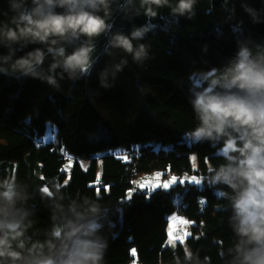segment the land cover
Listing matches in <instances>:
<instances>
[{"label": "trees", "instance_id": "obj_1", "mask_svg": "<svg viewBox=\"0 0 264 264\" xmlns=\"http://www.w3.org/2000/svg\"><path fill=\"white\" fill-rule=\"evenodd\" d=\"M9 5L0 0V26L15 27ZM124 6L125 0H113L110 30L93 42L88 75L71 79L65 72L61 79L57 69L55 89L46 81L0 73V177L16 175L28 185L33 238L44 239L53 224L41 188L55 183L73 198L87 195L101 205L109 241L105 264H177L186 246L209 256L210 264H225L233 242L229 213L219 210L225 202L207 179L222 161L216 146L189 135L196 123L189 94L214 74L210 68L228 62L239 43L264 44V0H198L196 15L178 23L168 8L152 19L135 15L139 0L127 13ZM145 23L152 31L134 43L149 47L147 59L135 62L111 47L115 33L130 34ZM87 42L81 37L62 46L70 54ZM10 48L13 61L42 48L43 68L53 63L46 44L0 43V55ZM123 59L127 65L117 72ZM48 130L53 137L45 141ZM81 160L90 162L87 168ZM156 174L177 181L169 189L140 186L144 176ZM174 213L191 222V233L185 244L167 246L168 216Z\"/></svg>", "mask_w": 264, "mask_h": 264}, {"label": "clouds", "instance_id": "obj_2", "mask_svg": "<svg viewBox=\"0 0 264 264\" xmlns=\"http://www.w3.org/2000/svg\"><path fill=\"white\" fill-rule=\"evenodd\" d=\"M198 0H139L135 15L157 18L168 8L178 23L180 17L192 19ZM113 0H10L16 13L10 24L0 26V43L9 47L46 44L53 63L43 68L46 52L36 48L13 61L15 50L0 55V73L31 77L59 89L66 72L71 79L89 74L94 60V40L110 30ZM135 0H125L129 12ZM57 8L64 11L58 12ZM245 10H252L245 6ZM103 12V15L100 13ZM255 19V18H254ZM150 31L148 24L134 26L130 34L115 33L111 47L123 49L135 62L148 58L149 47L135 44ZM87 38V43L68 54L63 42ZM59 45V47H57ZM127 60L115 66L120 72ZM200 89H190L195 126L189 135L198 142L216 146L218 161L211 167L208 184L225 202L233 242L226 250L225 264H264V44L254 47L239 43L235 54ZM103 83V82H102ZM223 150V151H222ZM67 184H61L66 188ZM49 200L53 224L43 231L44 239L33 238L27 207L31 194L18 176L0 177V264H105L109 247L105 214L97 200L87 195L73 198L55 183L41 188ZM79 195V194H78ZM70 200V203H64ZM39 232L36 233L38 237ZM223 250V249H221ZM177 264H210L209 256L200 257L191 247L184 248Z\"/></svg>", "mask_w": 264, "mask_h": 264}, {"label": "rangeland", "instance_id": "obj_3", "mask_svg": "<svg viewBox=\"0 0 264 264\" xmlns=\"http://www.w3.org/2000/svg\"><path fill=\"white\" fill-rule=\"evenodd\" d=\"M53 137V134L50 130L47 131L44 139L45 141L50 140ZM117 153L121 154L124 156V154L122 152H120V150L117 151ZM126 157V156H124ZM73 163V159H70L68 164L71 165ZM89 161L88 160H81V164L82 167L85 169L88 167L89 165ZM157 177H159V179H157ZM185 180H190L189 177L185 176L183 177ZM171 181V178L165 179L161 174H156V175H148V176H144L139 184L142 188H148V189H159V188H163L162 185L163 183L169 182ZM177 181V180H176ZM174 183H170L169 187L167 189H169ZM164 189V188H163ZM172 217H178V220H173ZM168 225H167V241H166V245L167 246H174L177 243H182L185 244L186 242V238L190 235L191 231H190V225L191 222L186 219L184 216L179 215V214H172L170 216H168ZM180 221H186L187 223H180ZM181 230V232H180Z\"/></svg>", "mask_w": 264, "mask_h": 264}, {"label": "snow or ice", "instance_id": "obj_4", "mask_svg": "<svg viewBox=\"0 0 264 264\" xmlns=\"http://www.w3.org/2000/svg\"><path fill=\"white\" fill-rule=\"evenodd\" d=\"M193 159H194V158H193ZM157 179H159V177H157ZM176 180H177V178H176L175 176H172V177H171V181L166 182V183H163L162 187H163L164 189H167V188L169 187V184H170V183H175ZM190 180H191L192 182H195V183H199V182H200L199 180H197V178H196L195 176H192V177L190 178ZM180 183H183V180H181ZM200 203L203 204V201H201ZM172 219L175 221V220H178V217H172ZM180 223H187V222H186V221H180Z\"/></svg>", "mask_w": 264, "mask_h": 264}, {"label": "built area", "instance_id": "obj_5", "mask_svg": "<svg viewBox=\"0 0 264 264\" xmlns=\"http://www.w3.org/2000/svg\"><path fill=\"white\" fill-rule=\"evenodd\" d=\"M180 232H181V230H180Z\"/></svg>", "mask_w": 264, "mask_h": 264}]
</instances>
